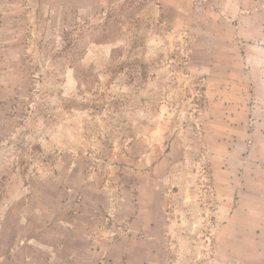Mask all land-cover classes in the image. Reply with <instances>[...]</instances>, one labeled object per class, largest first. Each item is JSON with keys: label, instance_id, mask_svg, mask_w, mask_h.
I'll return each instance as SVG.
<instances>
[{"label": "crops", "instance_id": "obj_1", "mask_svg": "<svg viewBox=\"0 0 264 264\" xmlns=\"http://www.w3.org/2000/svg\"><path fill=\"white\" fill-rule=\"evenodd\" d=\"M166 1L171 24L192 35L185 70L141 73L139 99L125 102L133 125L93 143L92 170L50 173L61 197L21 220L0 264H195L187 215L201 192L219 225L204 248L229 262L259 259L264 0ZM197 85L200 134L190 112Z\"/></svg>", "mask_w": 264, "mask_h": 264}, {"label": "rangeland", "instance_id": "obj_2", "mask_svg": "<svg viewBox=\"0 0 264 264\" xmlns=\"http://www.w3.org/2000/svg\"><path fill=\"white\" fill-rule=\"evenodd\" d=\"M167 2L0 0V251L61 197L50 173L92 170L93 143L133 125L125 102L139 99L141 73L185 70L192 35L171 24ZM201 195L187 215L194 263L250 264L204 248L219 225ZM253 264H264V236Z\"/></svg>", "mask_w": 264, "mask_h": 264}, {"label": "built area", "instance_id": "obj_3", "mask_svg": "<svg viewBox=\"0 0 264 264\" xmlns=\"http://www.w3.org/2000/svg\"><path fill=\"white\" fill-rule=\"evenodd\" d=\"M198 91L192 98L190 102V112L192 114V118L194 121V127L195 130L197 131L198 134L201 133V127L203 124L202 121V111H203V106L200 104V101H203L205 96H204V90H203V85H197ZM204 105V104H203ZM255 106V102H253L252 107Z\"/></svg>", "mask_w": 264, "mask_h": 264}]
</instances>
